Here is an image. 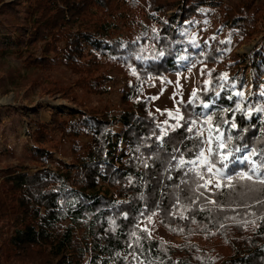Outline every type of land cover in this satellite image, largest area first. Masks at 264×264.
<instances>
[{"label": "trees", "instance_id": "trees-1", "mask_svg": "<svg viewBox=\"0 0 264 264\" xmlns=\"http://www.w3.org/2000/svg\"><path fill=\"white\" fill-rule=\"evenodd\" d=\"M24 2L27 8L20 17L17 7ZM148 2L147 16L159 29L149 33L139 21L138 34L126 39L114 34L116 21H136V14L122 11L128 5L134 9L136 0H0V55L16 51L28 67L41 70L42 94L60 95L72 105L68 111L51 108L50 122L39 118L42 103L35 109L17 107L35 124L27 141L40 168L34 173L20 165L23 170L8 168L0 181V264H264V204L259 203L264 186L233 180L232 189L199 187L204 181L197 174H211L207 166L187 163L196 158L194 146L204 139L193 121L205 124L209 116L212 125L225 128V142L232 137L223 150L231 153L230 164L246 154L236 148L264 147V120L255 111L249 116L236 110L238 98L225 88L215 105L204 109L225 76L215 70L209 88L182 104L180 127L163 131L150 99L140 95L141 86L150 76L183 70V29L206 0ZM255 3L210 5L221 11V26H238L240 33L250 35L240 23L251 18L255 30L264 20ZM220 47L206 53L210 63L220 57ZM241 59L257 86L254 74L264 69V45L250 61ZM60 64L75 75L70 84L51 76ZM115 65L135 72L122 97L127 107L116 113L89 106L78 92H108ZM235 78L230 74L229 79ZM60 151L70 160H53ZM212 159L230 174L218 156ZM154 215L186 240L175 244L152 238L141 222Z\"/></svg>", "mask_w": 264, "mask_h": 264}, {"label": "rangeland", "instance_id": "rangeland-1", "mask_svg": "<svg viewBox=\"0 0 264 264\" xmlns=\"http://www.w3.org/2000/svg\"><path fill=\"white\" fill-rule=\"evenodd\" d=\"M11 1L14 0H4V3ZM136 1L135 10L128 5L123 7L122 11L130 16L136 14L138 18L135 19L136 21H129L126 24H123V21H125L123 17L118 18L116 21L117 28L114 29L115 35H121L126 39L136 36L140 29L139 21L145 24L149 33L152 30L159 29V24L147 16L148 0ZM240 1L206 0L204 9L191 22H188L183 29V34L187 41L179 58V60H182L183 70L171 72L166 77L156 78L150 76L147 82H143L140 95L143 98L150 99L152 109L161 122L164 132L175 129L177 124L180 125L181 119L178 120L176 118V113L178 112L179 116L183 117L182 104L188 103L198 91H205L209 88L211 75L215 70L224 71L227 78L225 79V76L222 78V83L217 88L215 98L206 102L205 105H208V107L204 105V109L209 111L220 97V92L225 88L238 98L237 104L240 105V110L247 114L249 111H255V116L264 120V111H256L257 109H264V69L261 73L256 72L254 74V78H257L259 82L256 86L254 82H251V71L244 67L241 59L244 57L245 61H250L252 55L264 45V20L257 22L255 30L252 29L253 20L251 18L242 21L240 25H245L251 33L250 35H244L239 32L238 26L231 28L221 26V11L210 5L212 2H220L226 7H232ZM255 4V8L259 9L258 14L264 15V0H256ZM26 8L27 2L17 7L20 17L24 16ZM171 12L169 10L167 13ZM160 15L163 16L164 13H160ZM218 45L221 46L219 49L220 57L212 64L206 58V53ZM149 47H146V49H149ZM40 71V69L28 67L16 51L9 50L0 55V181L5 176L4 172L8 168L23 170L20 166H25L27 167L26 170L31 173L40 168L38 164L33 162L27 141L29 129H35V124L28 121L23 112L17 110V107L26 105L28 108L35 109L42 103L43 108L40 110L39 118L44 122H50L51 108L68 111L72 107L60 95L42 94L40 88L42 86L40 79L42 78V73ZM51 72V76L61 82L63 81L64 84H70L75 78V75L71 74L70 70L63 64L57 65ZM134 73V70L128 72L122 66H111L110 74L112 79L107 84L108 92L104 94H88L81 91L78 92V95H84L87 104L91 107L100 109L109 107L119 113L122 108L127 107L123 103L122 97L130 85L131 74L134 75ZM230 74L235 75L236 78L234 80L229 79ZM240 92L243 93L242 97L236 95ZM168 113H172V116H169ZM208 117L204 118V121H208ZM29 118L37 120L34 115H30ZM165 121L167 123H164ZM194 126L204 132L205 137L208 136L209 129L212 130L213 136L216 135L215 126L210 122L202 124L196 121ZM224 130L225 128L221 129L223 136ZM206 147L207 145H205ZM66 148L68 149V147ZM213 148L215 150V143H213ZM219 155H228V160L224 161L225 164L230 160V155L224 153L223 150H219ZM70 158L69 154L60 151L55 153L53 160L69 161ZM51 161L48 163L49 165ZM209 162H213L212 156ZM218 163H221L220 159ZM195 166L207 165L197 163ZM216 168L220 169L217 165ZM223 169L227 170L224 167ZM215 171L216 169L213 170V172ZM209 187L213 191L216 190L211 185ZM141 226L147 229L152 238L163 239L175 244L186 240L181 236L173 235L163 227L157 215L144 219L141 222Z\"/></svg>", "mask_w": 264, "mask_h": 264}, {"label": "snow or ice", "instance_id": "snow-or-ice-1", "mask_svg": "<svg viewBox=\"0 0 264 264\" xmlns=\"http://www.w3.org/2000/svg\"><path fill=\"white\" fill-rule=\"evenodd\" d=\"M225 79L226 74H225ZM195 95V93H193ZM238 97H242L243 93H237ZM205 107H208V105H205ZM237 110H240V105L237 104ZM256 111H264V109H257ZM169 116H172V113H168ZM248 115L251 116V111L248 112ZM176 118L183 119V117L179 116V113H176ZM211 117H208V121L210 122ZM164 123H167L165 121ZM193 123H195L193 121ZM223 123H229L228 121H223ZM176 127H180L179 124L176 125ZM230 127L232 129L237 128V124L235 122H232L230 124ZM187 131L191 132L193 131L192 128H188ZM215 133L216 135H212V130L209 129L208 136L205 137L204 132H198L197 135L199 137H204V139L200 140V142L195 145V149L197 150L196 159L194 160H188L187 163L196 165L197 163H201L204 165H207V173L211 174L207 177L203 174H197L199 175V179L204 181L203 184H199V187L207 188L209 185L212 186V188L217 190H222L223 188H229L232 189L235 187V184L233 183V180L235 181H248L253 184H259L264 186V147L262 148H255V147H249V145L245 144L243 147H238L235 149L236 152L246 151V154L242 157L237 156L234 160L230 162V164H225L224 161L228 160V155H219V150H225L227 148V142H230L232 140L231 135L227 136L226 141L224 140L223 133L220 130L219 126L215 127ZM167 134V133H165ZM213 143H215V150L213 148ZM201 145H207L206 148L201 147ZM231 153L229 152V155ZM211 156H219L220 162L223 164V167L226 169H229V173L225 175L220 169L216 168V163L209 162ZM255 157V159H253ZM185 161H181V164L183 165ZM232 165H241L244 167L245 170L238 171L234 170L231 166ZM216 169L215 172L213 170ZM223 177V180L216 179L217 176ZM224 180L227 181V183H224ZM259 203L264 204V201H259ZM147 231V229H144Z\"/></svg>", "mask_w": 264, "mask_h": 264}]
</instances>
